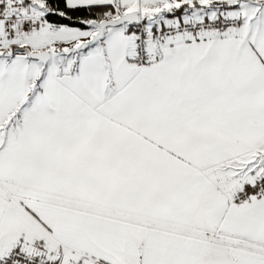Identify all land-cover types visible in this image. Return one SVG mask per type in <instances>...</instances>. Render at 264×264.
Masks as SVG:
<instances>
[{"label":"snow or ice","instance_id":"snow-or-ice-1","mask_svg":"<svg viewBox=\"0 0 264 264\" xmlns=\"http://www.w3.org/2000/svg\"><path fill=\"white\" fill-rule=\"evenodd\" d=\"M0 264H264V0H0Z\"/></svg>","mask_w":264,"mask_h":264}]
</instances>
